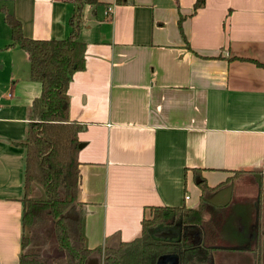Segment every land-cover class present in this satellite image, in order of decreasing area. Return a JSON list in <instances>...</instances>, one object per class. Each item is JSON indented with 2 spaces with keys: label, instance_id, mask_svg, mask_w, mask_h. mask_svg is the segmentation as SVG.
I'll list each match as a JSON object with an SVG mask.
<instances>
[{
  "label": "crops",
  "instance_id": "crops-1",
  "mask_svg": "<svg viewBox=\"0 0 264 264\" xmlns=\"http://www.w3.org/2000/svg\"><path fill=\"white\" fill-rule=\"evenodd\" d=\"M195 2L98 0L83 7L84 68L68 88L69 117L83 127L70 209L83 220L88 249L132 242L149 207L195 209L200 178L214 187L242 172L240 196L233 189L230 196L223 189L207 195L213 204L234 202L229 217L237 228L229 219L223 240L238 246L220 245L225 261L216 253V262L204 264H252L248 242L256 220L264 230V0H204L194 11ZM1 9L29 39L69 36L73 6L62 0H0ZM3 19L0 12L10 91L0 96V264H19L25 145L40 85L29 80L27 54L8 47ZM48 242L33 245L29 257L40 264L54 259Z\"/></svg>",
  "mask_w": 264,
  "mask_h": 264
},
{
  "label": "trees",
  "instance_id": "trees-1",
  "mask_svg": "<svg viewBox=\"0 0 264 264\" xmlns=\"http://www.w3.org/2000/svg\"><path fill=\"white\" fill-rule=\"evenodd\" d=\"M73 6L69 20L70 33L65 39L35 40L24 36L21 22L11 13L0 10L4 23L10 30L9 48L18 47L25 52L29 63V80L40 85V95L32 104V122L29 123L26 140L25 189L29 195L30 185H40L46 194L43 202L24 199L23 228H30L39 216L50 215L57 219L56 237L66 252V259L56 264H157L162 246L155 245L153 227L175 216H183L192 224H198L199 208L149 207L150 218L141 222V236L132 242L120 243L117 247L88 249L83 235V220L71 208L75 202L79 184L78 133L83 130L80 123L69 117L68 88L75 72L84 68L85 46L79 41L82 26V10L85 5L96 7L98 0H62ZM204 0H196L193 10L202 7ZM179 31L181 27L179 23ZM244 60V59H239ZM199 175V169L193 170ZM235 172L231 180L241 177ZM200 177V176H199ZM202 189L208 191L204 178H200ZM64 191L71 202L60 201ZM69 210L65 212V210ZM29 240L22 239V249ZM19 264H40L22 254ZM181 264H188L187 259Z\"/></svg>",
  "mask_w": 264,
  "mask_h": 264
},
{
  "label": "flooded vegetation",
  "instance_id": "flooded-vegetation-1",
  "mask_svg": "<svg viewBox=\"0 0 264 264\" xmlns=\"http://www.w3.org/2000/svg\"><path fill=\"white\" fill-rule=\"evenodd\" d=\"M235 182L236 185L234 184ZM230 183L235 186L236 197H238V193L240 196L242 187L239 186L241 183L238 182V179L232 180L229 183L223 182L214 187L208 186L207 192L203 191V184H200V204L198 205L200 222L198 224L189 223L182 215H178L171 219L172 221L167 220L162 223V227L159 225L153 227V231L150 234L156 241L155 245L159 244V246H162V253L159 256L160 259L157 264H174L173 260L164 259V256L170 255H178L177 264H181L185 259H187L188 264H204L207 261H211L216 253L223 256L221 259H224L225 261V252H219L220 250L216 249L222 248L220 245H224L225 247L238 246L236 241L230 240L227 242L229 237L227 236V233L226 235L224 233L225 223L227 224L229 219L230 224L233 226L231 228H237L236 221L229 217L231 212L230 208L233 206L234 202L226 205L225 202L221 205H211L205 202L204 197L206 199L207 195L213 193V191L225 190V186ZM256 192H258V189ZM259 194L260 193H258V195ZM234 237L237 236H232V238ZM224 238H227L225 239V242L223 240ZM240 243L242 244V242L239 241V246ZM248 244L250 245L249 249L252 253V264H260L261 255L264 261V230L258 227L257 220L255 224V234L251 237ZM221 259L219 258V261ZM214 262H216L215 258L213 263Z\"/></svg>",
  "mask_w": 264,
  "mask_h": 264
},
{
  "label": "rangeland",
  "instance_id": "rangeland-1",
  "mask_svg": "<svg viewBox=\"0 0 264 264\" xmlns=\"http://www.w3.org/2000/svg\"><path fill=\"white\" fill-rule=\"evenodd\" d=\"M2 28V27H0ZM3 38H2V31L0 29V43H2ZM1 47V46H0ZM6 55H1L0 53V96H6L8 95L9 91H10V81L8 80L9 79V72H10V67L8 64H4L1 62V60L5 57ZM25 71V68L24 69H19L18 73L21 74V72L23 73ZM5 101V100H3ZM1 105V104H0ZM62 192V191H61ZM64 192V191H63ZM236 192V191H235ZM188 196H190L191 194L189 192H187ZM29 195H30V191H29ZM192 197V202L194 201V195H191ZM146 218H150V212H147L146 214ZM51 217L50 215H43V216H39L34 224L30 227V228H25V237L24 238H27L29 240V242L27 243L26 246H24V250L25 251H29L28 249H31V247L33 245H35L36 243L38 242H41L42 240L45 241L48 239V244H50L52 246L53 244V241L51 239V228H52V225H51ZM53 218V217H52ZM46 223L45 226H43L44 224ZM28 231L30 232L31 234V242H30V237L28 236ZM27 236V237H26ZM53 247V246H52ZM27 248V250H26ZM32 258V256H31ZM35 258V257H33ZM34 260V259H33ZM60 261V260H59Z\"/></svg>",
  "mask_w": 264,
  "mask_h": 264
},
{
  "label": "water",
  "instance_id": "water-1",
  "mask_svg": "<svg viewBox=\"0 0 264 264\" xmlns=\"http://www.w3.org/2000/svg\"><path fill=\"white\" fill-rule=\"evenodd\" d=\"M82 147H83L82 144H80V145L78 146L79 149H81ZM254 179L256 180V181H255L256 184H257L256 187L259 188V179H260L259 176H258V175H254ZM235 185H236V184H235ZM233 186H234V185H232V183H230V184L226 187L225 190L223 189V192L226 193V195H229V196H230V194L232 193V189H233L234 191H236L235 186H234V187H233ZM258 188H257V189H258ZM255 197H257V195H255ZM59 199H60V201H68V202H71V198H66V197H65V193H64L63 191L60 192V194H59ZM28 200H30V201H35V202H43V201H45V200H46L45 190H44L40 185H38V184H36V183H32V184L30 185V195L28 196ZM204 200H205L206 202H208V203H211V199H210V198H206V199H205V197H204ZM255 201H256V199H255ZM74 203H75V202H74ZM74 203H72V204H74ZM211 204H213V202H212ZM213 205H214V204H213ZM68 210H69V208H68L67 210H65L64 213H66ZM56 222H57V219H54V218L51 217V225H52L51 230H52V232H51V236H50V237H51V239H52V241H53L52 246L55 247V249H56V254H58V255L54 258V259H56V260L48 258V259L46 260V263H45V264H52L53 261L56 262V261H59V260H61V259H65V257H66L65 250L59 245V242H58L57 237H56V231H55V224H56ZM255 224H256V221H255ZM255 224H254L253 235L255 234ZM216 250H224V249H223V248H218V249H216ZM233 250H245V251H246L247 249H243V248H235V249H233ZM248 252H250V251L248 250ZM23 253H24V255L29 256V254H28L27 251L24 250ZM32 259L37 260L36 258H32ZM164 259H171V260H173V263H174V264H177V262H178V255L164 256ZM260 264H264V261H263V257H262V255H261V263H260Z\"/></svg>",
  "mask_w": 264,
  "mask_h": 264
},
{
  "label": "built area",
  "instance_id": "built-area-1",
  "mask_svg": "<svg viewBox=\"0 0 264 264\" xmlns=\"http://www.w3.org/2000/svg\"><path fill=\"white\" fill-rule=\"evenodd\" d=\"M110 12H111V8L108 7V8L106 9V11H105V14L108 15V13H110ZM0 110H1V105H0ZM186 199H188V197H186Z\"/></svg>",
  "mask_w": 264,
  "mask_h": 264
}]
</instances>
